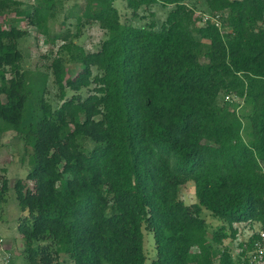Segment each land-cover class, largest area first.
Returning <instances> with one entry per match:
<instances>
[{
    "label": "trees",
    "instance_id": "trees-1",
    "mask_svg": "<svg viewBox=\"0 0 264 264\" xmlns=\"http://www.w3.org/2000/svg\"><path fill=\"white\" fill-rule=\"evenodd\" d=\"M206 1L221 25L201 23L187 0H126L134 16L173 4L159 26L123 21L115 0H85L77 23L106 35L87 50L78 32L56 34L51 93L50 71L23 64L17 22L47 33L56 0H0V131L24 140L32 185L14 187L28 264H252L248 246L234 256L225 240L236 222L264 229V0ZM8 189L1 177L0 204ZM204 208L222 220L212 231Z\"/></svg>",
    "mask_w": 264,
    "mask_h": 264
},
{
    "label": "rangeland",
    "instance_id": "rangeland-1",
    "mask_svg": "<svg viewBox=\"0 0 264 264\" xmlns=\"http://www.w3.org/2000/svg\"><path fill=\"white\" fill-rule=\"evenodd\" d=\"M18 1L22 2L21 7H24L35 0ZM187 2L195 7L196 14L201 19V23L212 19L218 22V24H222V14L220 12H211L208 9L206 0H187ZM84 3L85 0H56L55 15L50 16L47 20V33L43 32L35 24H27L25 20L17 22V24L28 31L19 41L24 54L23 64L34 72H38V70L50 71L48 84L51 93H54L56 88L53 84V74L51 73L49 64L58 54L60 45L63 43L61 38H55L56 34L68 29L72 33L78 32V35H74L72 39L87 50L96 49L106 35L105 29L98 21L77 23V13H82ZM115 4L121 12L123 21H131L137 25L155 21L156 25L159 26L167 17L169 10L174 7L173 4L164 5L158 2L149 6H142L139 9V14L134 16L133 10L127 6L126 0H115ZM68 13L70 15L67 16ZM7 16L9 19H13L11 12ZM66 64L69 73L78 70L80 67L75 62H67ZM229 98L239 100L234 95H230ZM23 147L24 140L17 131L13 129L0 131V179L1 177H6L9 184L7 199L0 204V233L4 238L0 244V256L3 254L4 249L10 251L13 259L12 264H28L23 254V239L17 226L18 217L22 213V210L14 187L18 178H22L27 185H32V181L27 179V164L22 161ZM181 197L187 203L197 200L193 181H188L182 186ZM202 214L208 220L210 231L222 224V220L210 210L204 208ZM233 226L237 229V232L234 237H229L225 242L234 256H237L240 250L243 249V245L241 246L240 243L247 242L251 232L261 229V226L259 223L245 221L236 222ZM247 246L249 252L251 248L249 244ZM144 250L147 259L150 261L156 252L155 238L152 231L144 232ZM66 261L68 264H74L69 258ZM213 264H218V262L216 261Z\"/></svg>",
    "mask_w": 264,
    "mask_h": 264
},
{
    "label": "built area",
    "instance_id": "built-area-1",
    "mask_svg": "<svg viewBox=\"0 0 264 264\" xmlns=\"http://www.w3.org/2000/svg\"><path fill=\"white\" fill-rule=\"evenodd\" d=\"M207 19V18H205ZM218 23V22H217ZM256 231L251 232V234L249 235V237ZM257 237L254 240L253 246L251 247V249L248 252V257H249V261L252 264H257V263H263L264 262V229L261 228L259 230H257ZM4 238L0 233V244L3 242ZM249 241V238H248ZM247 242H243V244L245 246H247L248 244ZM3 254L0 256V264H12V255L10 251L7 250H3Z\"/></svg>",
    "mask_w": 264,
    "mask_h": 264
}]
</instances>
